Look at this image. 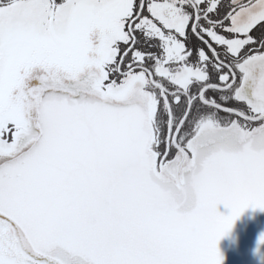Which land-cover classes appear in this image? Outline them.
<instances>
[{
    "label": "snow or ice",
    "instance_id": "obj_1",
    "mask_svg": "<svg viewBox=\"0 0 264 264\" xmlns=\"http://www.w3.org/2000/svg\"><path fill=\"white\" fill-rule=\"evenodd\" d=\"M232 3L0 0V264H223L264 211V0Z\"/></svg>",
    "mask_w": 264,
    "mask_h": 264
},
{
    "label": "water",
    "instance_id": "obj_2",
    "mask_svg": "<svg viewBox=\"0 0 264 264\" xmlns=\"http://www.w3.org/2000/svg\"><path fill=\"white\" fill-rule=\"evenodd\" d=\"M218 211L230 214L223 205ZM261 237H264V211L248 208L218 243L223 264H264V244L258 243Z\"/></svg>",
    "mask_w": 264,
    "mask_h": 264
},
{
    "label": "flooded vegetation",
    "instance_id": "obj_3",
    "mask_svg": "<svg viewBox=\"0 0 264 264\" xmlns=\"http://www.w3.org/2000/svg\"><path fill=\"white\" fill-rule=\"evenodd\" d=\"M254 2H255V0H235L236 5H250V3H254ZM222 5L223 6L219 8V18H221V19L224 17L225 13L231 9V7L235 6V5H233L232 0H222ZM252 34L254 36H259L260 30L258 29L256 31H254ZM187 46L190 50H194L195 48L199 47L200 45L195 40H189ZM140 47L142 50H145V51H155L154 48H150L144 44H141ZM191 59L193 61H195V59H196L195 52H194ZM214 79H215V77H214ZM221 115L223 116L224 114L221 113Z\"/></svg>",
    "mask_w": 264,
    "mask_h": 264
},
{
    "label": "clouds",
    "instance_id": "obj_4",
    "mask_svg": "<svg viewBox=\"0 0 264 264\" xmlns=\"http://www.w3.org/2000/svg\"><path fill=\"white\" fill-rule=\"evenodd\" d=\"M258 243H259V241H258Z\"/></svg>",
    "mask_w": 264,
    "mask_h": 264
}]
</instances>
